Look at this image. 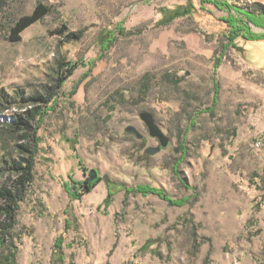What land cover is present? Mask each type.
Masks as SVG:
<instances>
[{"label":"rangeland","instance_id":"obj_1","mask_svg":"<svg viewBox=\"0 0 264 264\" xmlns=\"http://www.w3.org/2000/svg\"><path fill=\"white\" fill-rule=\"evenodd\" d=\"M217 1L7 0L0 99L21 90L58 104L36 130L34 176L0 264H11L8 254L15 264H55L59 236L63 264H264V39L239 37L241 49H225L223 20L246 18L240 10L264 0ZM38 2L51 12L9 40ZM176 8L181 15L167 14ZM64 24L81 39L65 41ZM62 61L75 69L56 91ZM12 110H0L1 123L14 121ZM145 110L171 139L157 152H148L159 141L140 118ZM129 124L145 138L126 132ZM9 134L0 124V189L23 162ZM141 185L162 193L136 191Z\"/></svg>","mask_w":264,"mask_h":264},{"label":"trees","instance_id":"obj_2","mask_svg":"<svg viewBox=\"0 0 264 264\" xmlns=\"http://www.w3.org/2000/svg\"><path fill=\"white\" fill-rule=\"evenodd\" d=\"M203 1H209L216 5L223 4L221 1L217 0ZM6 3L7 0H0V12L4 10ZM184 7H186L185 11L187 13H191L193 10L195 11V6L193 4ZM188 7L190 8L188 9ZM166 11L170 16L174 13H176V15H181L180 8H176L172 12L168 9ZM240 11L245 14L246 18H238L233 14H230L229 17L223 18L228 26L231 27L225 35L228 39V45L225 46V49L229 46L241 49L236 43V39L239 37L264 39V33L260 35L254 34L248 24V21H252L256 25L264 27V6L260 4L259 8L254 9L253 11H247L244 9H241ZM50 12V5L44 2H38L31 13L22 15L19 19L15 20L12 26H10L8 39L13 42L21 40L22 33L28 27L42 20ZM57 33H59L67 42L79 40L83 35L81 31L70 30L65 24L57 30ZM74 69L75 65L71 61H62L58 65L54 84L56 91H59L63 87L65 82L72 75ZM2 94L0 99V110L4 112L6 110L15 109L16 112L12 115L14 119L13 122H0V124L4 125L6 130L10 133L6 140L9 143L12 142L15 151L17 150L21 153L23 162L14 161L12 169L15 171V178L11 182L12 185L0 189V199L5 202V205L0 206V210H2V214L7 218V222L0 225V246L4 245L7 239L13 240L15 238L11 232V229L14 226L13 221L15 219V212L19 207V203L24 200L27 185L34 176V158L38 152V146L42 143V138L37 135L36 130L40 127L45 115L49 113V111H54L58 104V100L55 99V96L45 97L41 95H25L21 90H17L14 94H8L6 92H2ZM210 110H212L211 107ZM68 176L73 183H76L77 180H75L73 173H70ZM93 181L88 179L87 183L90 187L94 185L95 182ZM78 183L81 184L80 182ZM136 191H140L143 194L162 193V189L151 185H141ZM170 201L177 204L183 202V200L175 201L171 199ZM69 227L70 225L67 220L66 228L68 229ZM63 244L64 237L59 236L55 243V251L53 252V261L55 264H63L65 260V254L62 251ZM5 257L6 261L15 264L14 254H8ZM4 263L5 262L2 264Z\"/></svg>","mask_w":264,"mask_h":264},{"label":"water","instance_id":"obj_3","mask_svg":"<svg viewBox=\"0 0 264 264\" xmlns=\"http://www.w3.org/2000/svg\"><path fill=\"white\" fill-rule=\"evenodd\" d=\"M140 118L146 123L149 133L152 137L157 138L159 141V145L156 147L148 148V152H157L160 151L162 148H166L169 146L171 139L167 135V133L163 130L161 125L156 121L154 114L149 111L145 110L140 113ZM126 132L134 133L138 138L143 139L145 138V134L142 133L135 125L129 124L125 128ZM98 172L96 169H92L90 172L89 180L93 181L97 178Z\"/></svg>","mask_w":264,"mask_h":264},{"label":"built area","instance_id":"obj_4","mask_svg":"<svg viewBox=\"0 0 264 264\" xmlns=\"http://www.w3.org/2000/svg\"><path fill=\"white\" fill-rule=\"evenodd\" d=\"M257 144H258V146L260 145V147H261V146H264V142H263L262 140H259V141L257 142Z\"/></svg>","mask_w":264,"mask_h":264}]
</instances>
